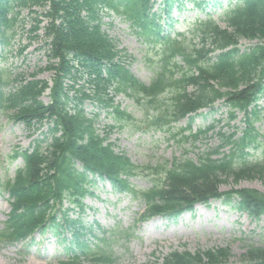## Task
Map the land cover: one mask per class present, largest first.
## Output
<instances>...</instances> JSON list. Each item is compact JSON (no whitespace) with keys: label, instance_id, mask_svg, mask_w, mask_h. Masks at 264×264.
<instances>
[{"label":"trees","instance_id":"16d2710c","mask_svg":"<svg viewBox=\"0 0 264 264\" xmlns=\"http://www.w3.org/2000/svg\"><path fill=\"white\" fill-rule=\"evenodd\" d=\"M225 3L222 8L221 0H0V46L11 48L17 35L21 40L26 34L28 44L21 45L17 55L35 38L40 40L35 50L42 51L45 60L28 78L0 68V111L11 112L27 127L45 126L41 140L14 154L23 166L13 177L0 178V192L7 194L10 209L0 229L1 243L26 247L36 233H50L63 250L58 264H113L110 253L98 246L91 249L87 237L95 238L99 228L84 225L82 219L84 200L94 196L98 181L146 204L141 219L167 206H173L168 218L175 219L211 200L252 220L264 218L263 193L247 188L220 191L228 180L236 185L249 176L264 179V138L254 126L264 112L259 105L264 103V0ZM186 4L205 19H195L187 32L171 38L176 24L171 15L174 10L181 13ZM214 6L221 8L215 19ZM23 11L27 16L21 17ZM110 12L130 22L140 40L161 47L148 85L131 76L126 54L102 29V19ZM37 30L41 34L31 37ZM241 41L255 43L242 50ZM3 61L6 56L0 57ZM43 72L50 74L49 81L37 79ZM10 85L13 89L7 90ZM118 95L138 105L147 129L179 138L182 146L212 129L194 133L193 118L204 110L212 113L219 104L227 108L229 121L242 115L244 129L241 136L218 133V146L196 159L185 155L163 166L140 168L115 152L108 141L113 126L101 132L97 128L100 113L117 125L131 121L115 102ZM86 102L96 112H86ZM182 121L184 127L175 132ZM251 151L262 155L254 158ZM148 171L161 175V183L150 181L147 190H133L130 180ZM226 251L172 252L159 264H223ZM245 261L264 264V248L247 246Z\"/></svg>","mask_w":264,"mask_h":264},{"label":"rangeland","instance_id":"374dc122","mask_svg":"<svg viewBox=\"0 0 264 264\" xmlns=\"http://www.w3.org/2000/svg\"><path fill=\"white\" fill-rule=\"evenodd\" d=\"M157 2L159 0H156ZM219 2V0H214ZM222 2L224 0H221ZM221 8L214 6L211 10L212 18L215 19L220 13ZM209 12V11H207ZM27 16L23 11L21 17ZM34 17V16H32ZM202 17V15H199ZM171 18L176 20L173 32H187L190 23L195 18V14L189 4L185 9L178 13L173 11ZM104 29L110 38L119 43L118 48L124 50L129 55L128 71L141 83L149 84L153 76V70L148 60L154 59L151 46L146 47L130 31L122 20L114 18L103 19ZM44 25V23L42 24ZM30 25L25 26L29 29ZM37 30L35 34H41ZM27 35L24 34L20 40L17 35L13 42L11 51L14 53L9 59V67L14 74H22L23 77H30L36 72L37 66L44 67L45 60L42 51L35 50L40 45V40L33 38L29 47L22 56L17 55L19 45H27ZM254 43L241 41L240 47L247 48ZM8 65V64H7ZM7 68V67H6ZM38 78L49 80L50 74L44 72L38 75ZM47 102V96L41 98ZM116 101L121 104L127 113L131 114L132 121L128 124H122L121 127L114 125L115 128L110 132L109 140L113 142L115 150L124 153L127 158L140 168L156 165H164L175 159H181L187 155L191 159L205 151L214 149L218 146V133L230 134L235 132L237 136L241 135L244 129L242 115L238 114L236 120L229 121L227 110L219 107L214 114H208L206 117L195 119L192 125V131L206 130L213 126L205 135H201L197 141L188 140L184 146L180 145L179 138L173 139L166 136L160 130L147 129L142 124L144 118L138 105L130 99L117 96ZM263 102V101H262ZM87 112L91 111L90 106L86 107ZM11 113L0 114V178L5 181L12 177L15 168H19L21 162L19 159L12 160L16 151L27 148L31 142L40 136V133L28 130L20 122L10 120ZM261 120L255 123L258 134L264 138V112ZM107 125L113 123L100 115L97 123L99 131L104 130ZM142 127V131L136 130V127ZM184 126L183 122L177 124L176 131L179 132ZM259 151L255 158L261 157ZM150 175V173H148ZM146 173V175H148ZM156 178V177H155ZM151 178H136L131 184L136 191H142L149 188ZM157 180L160 179L158 176ZM160 183V182H158ZM254 189L264 193V179L257 176L245 177L236 185L232 180H228L226 185L220 186V191L227 189ZM93 198L85 200L89 208L84 215L85 223L97 222L102 230L108 232L106 242L109 245L104 247L110 251L114 258V264H157L169 253L173 251L195 252L207 249L227 250V260L223 264H245V251L247 246H256L264 248V219L254 221L244 214H239L220 202H211L209 206L195 207L191 213H183L176 221H169L167 218L156 217L142 224L136 223L138 215L142 212L144 206L139 201H135L130 195H114L109 186L99 184ZM7 194L0 192V229L5 221L9 208L6 202ZM173 206H167L160 209V213L170 211ZM45 237V236H44ZM99 239L101 235L98 234ZM37 251L34 247L19 255V246H5L0 243V264H57L55 254L59 250L56 246V240L48 235L45 238H37ZM95 244H100L97 241Z\"/></svg>","mask_w":264,"mask_h":264}]
</instances>
